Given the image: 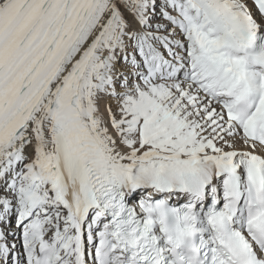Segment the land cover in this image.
Wrapping results in <instances>:
<instances>
[{"label": "snow or ice", "instance_id": "6c2138e0", "mask_svg": "<svg viewBox=\"0 0 264 264\" xmlns=\"http://www.w3.org/2000/svg\"><path fill=\"white\" fill-rule=\"evenodd\" d=\"M0 264H264V0H0Z\"/></svg>", "mask_w": 264, "mask_h": 264}]
</instances>
